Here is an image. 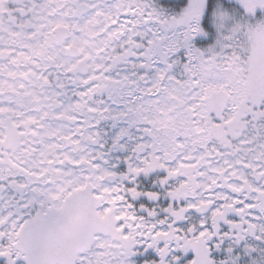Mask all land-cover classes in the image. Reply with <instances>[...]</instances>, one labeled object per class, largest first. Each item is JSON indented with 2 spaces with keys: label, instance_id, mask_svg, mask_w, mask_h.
Segmentation results:
<instances>
[{
  "label": "snow or ice",
  "instance_id": "snow-or-ice-1",
  "mask_svg": "<svg viewBox=\"0 0 264 264\" xmlns=\"http://www.w3.org/2000/svg\"><path fill=\"white\" fill-rule=\"evenodd\" d=\"M0 264H264V0H0Z\"/></svg>",
  "mask_w": 264,
  "mask_h": 264
}]
</instances>
